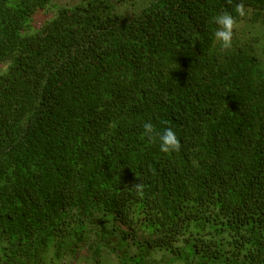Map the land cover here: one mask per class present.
Masks as SVG:
<instances>
[{
  "label": "trees",
  "instance_id": "obj_1",
  "mask_svg": "<svg viewBox=\"0 0 264 264\" xmlns=\"http://www.w3.org/2000/svg\"><path fill=\"white\" fill-rule=\"evenodd\" d=\"M52 1L0 0V264H264V0Z\"/></svg>",
  "mask_w": 264,
  "mask_h": 264
},
{
  "label": "clouds",
  "instance_id": "obj_2",
  "mask_svg": "<svg viewBox=\"0 0 264 264\" xmlns=\"http://www.w3.org/2000/svg\"><path fill=\"white\" fill-rule=\"evenodd\" d=\"M228 2L231 3V0H228ZM235 12L237 16L244 17L247 14V9L243 3H238L235 6ZM213 21L217 25V29L214 32L215 40L220 44L222 50L231 49L234 31L238 27L237 18L225 11L216 15ZM143 135L149 141H154L158 137L162 153L178 152L181 149L180 140L176 132L171 128H165L162 132H159L151 122H147L143 124ZM131 188L140 192L142 184L136 183Z\"/></svg>",
  "mask_w": 264,
  "mask_h": 264
},
{
  "label": "rangeland",
  "instance_id": "obj_3",
  "mask_svg": "<svg viewBox=\"0 0 264 264\" xmlns=\"http://www.w3.org/2000/svg\"><path fill=\"white\" fill-rule=\"evenodd\" d=\"M114 1L117 2L118 0H112V2H114ZM77 2H79V0H53L52 1V4L53 5H56V6H71V5L76 4ZM128 2L129 3L127 4V6H117L116 12L122 13V14L127 13V15H130L131 14V16H132L138 9H140L139 7L136 6V3H140L141 1L140 2L139 1H136V3H134L132 0H128ZM143 3H145V2H143ZM50 13L51 12H48L47 14H45V13L41 12V13H39L36 16V20L37 21L44 20L48 16H50Z\"/></svg>",
  "mask_w": 264,
  "mask_h": 264
}]
</instances>
